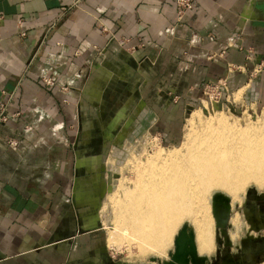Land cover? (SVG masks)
Here are the masks:
<instances>
[{
	"label": "crops",
	"instance_id": "crops-1",
	"mask_svg": "<svg viewBox=\"0 0 264 264\" xmlns=\"http://www.w3.org/2000/svg\"><path fill=\"white\" fill-rule=\"evenodd\" d=\"M0 18V264L42 263L52 221L73 222L61 159L77 144L86 155L108 94L139 96L127 127L169 125L183 104L157 99L159 82L193 99L226 76L248 91L264 66V0H195L181 23L174 0H0Z\"/></svg>",
	"mask_w": 264,
	"mask_h": 264
},
{
	"label": "rangeland",
	"instance_id": "rangeland-1",
	"mask_svg": "<svg viewBox=\"0 0 264 264\" xmlns=\"http://www.w3.org/2000/svg\"><path fill=\"white\" fill-rule=\"evenodd\" d=\"M263 70L262 64L254 66L251 77L252 81L258 84L248 91L244 87V83L248 80H240L242 84L231 91L229 78L221 77L226 80L228 90L224 97L217 101L209 100L211 91L205 92L204 87L207 84L212 86L210 83L220 78L203 81L201 94L194 99L179 94L177 84H170L168 93H165L164 83L159 82L156 88L157 99L164 102L166 98H170L173 104H183V108L174 111V117L177 116L178 119L171 124L166 125L158 118L151 128L149 125L145 128H131L124 125L128 118L130 119L136 97H139L137 93L133 94L131 89H119L116 94H108L106 99L110 110L102 121L93 120L92 142L86 149V155L83 153L76 154L77 157L74 155V152L77 153L80 149L77 144L70 146V158L64 161L61 159L63 169L56 180L62 185L56 198L61 209L66 207L68 209V205L72 207L73 222H65L63 217L52 221L55 223V229L51 238L46 241V246L40 248L44 255H42L43 262L39 264H190V261L192 264L193 262L207 264V259L197 254L192 240L193 233L188 224H183L181 227V229L187 228L183 230L187 236L189 234L187 240L189 246L185 247L186 250L183 249L187 254L182 252L178 254L175 242L165 256L153 252L140 255L137 253L139 249L130 244L129 240H132L130 232L118 222V214L124 202L135 192L138 172L148 167L147 158L162 149L172 152L184 149L183 144L189 132V118L195 110L202 113L204 120H210L220 112L234 119L247 118L253 122L257 121L259 116H263L264 74L260 75ZM148 82L143 74L137 87L147 86ZM238 93L240 98H237ZM132 97H135L134 101ZM215 99L217 98L214 97L213 100ZM95 123L98 126H95ZM81 145V151L84 152L83 144ZM262 186L257 188L251 185L246 190L241 205L237 202L233 208L231 198L227 194L221 191L214 192L212 196L215 216L214 253L208 264L264 262V255H257L255 258L254 253L251 256L248 250L245 251L240 247L243 238L253 236L256 238L254 243L257 244L261 243V236H264V182ZM234 211L241 212L243 220L236 240L232 238L230 221ZM176 234L178 235V232ZM124 237L128 240L125 241ZM254 249L259 250L258 247ZM52 252L55 253L54 260L49 258L52 257L50 254Z\"/></svg>",
	"mask_w": 264,
	"mask_h": 264
},
{
	"label": "bare ground",
	"instance_id": "bare-ground-1",
	"mask_svg": "<svg viewBox=\"0 0 264 264\" xmlns=\"http://www.w3.org/2000/svg\"><path fill=\"white\" fill-rule=\"evenodd\" d=\"M183 148L174 152L162 149L146 157L148 167L138 172L135 192L124 202L118 222L130 232L129 241L139 249L137 253L164 256L175 242L178 254L187 252L183 249L189 246V234L181 227L188 224L197 254L208 264L214 253V192L227 194L233 208L237 202L241 205L251 185L263 187L264 115L253 122L220 112L204 120L195 110ZM230 221L236 240L243 224L241 212L234 211Z\"/></svg>",
	"mask_w": 264,
	"mask_h": 264
},
{
	"label": "built area",
	"instance_id": "built-area-1",
	"mask_svg": "<svg viewBox=\"0 0 264 264\" xmlns=\"http://www.w3.org/2000/svg\"><path fill=\"white\" fill-rule=\"evenodd\" d=\"M174 2L176 7L177 21L181 23L184 20V18L187 16V14L194 9L195 0H174ZM0 22H1V18H0ZM44 82H46L47 85H51V86L54 85V80L52 78H46ZM210 84H212V86L207 84L204 87L205 92L208 90L211 91L210 95L207 94L209 95L210 98L209 100L217 101L218 99L224 97L225 92H227L228 90V85L225 79L220 78L217 81ZM214 97H216L217 99L213 100ZM0 120L2 122L7 120L6 106L4 105V103L2 104V108H1Z\"/></svg>",
	"mask_w": 264,
	"mask_h": 264
},
{
	"label": "flooded vegetation",
	"instance_id": "flooded-vegetation-1",
	"mask_svg": "<svg viewBox=\"0 0 264 264\" xmlns=\"http://www.w3.org/2000/svg\"><path fill=\"white\" fill-rule=\"evenodd\" d=\"M252 223H253V221H252ZM261 237H262L261 238V240H262L261 243H257V244L254 243V240H256V238H253V236H248L246 238H243L241 240L240 247L244 248L245 251L248 250L250 252L248 254H250L251 256L254 253V257L255 258L257 257V255H259V256L260 255H264V252H262V251H264V236H261ZM257 239H259V238H257ZM254 247H256V248L258 247L259 250L258 249H254ZM245 253L247 254V252H245ZM259 262H262V261H259ZM259 262H257V263H259Z\"/></svg>",
	"mask_w": 264,
	"mask_h": 264
}]
</instances>
